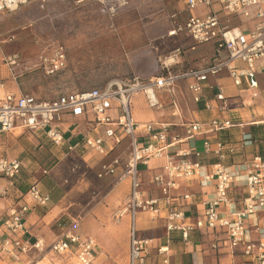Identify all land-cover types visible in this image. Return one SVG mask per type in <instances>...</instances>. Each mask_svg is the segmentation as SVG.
Segmentation results:
<instances>
[{
    "label": "built area",
    "instance_id": "1",
    "mask_svg": "<svg viewBox=\"0 0 264 264\" xmlns=\"http://www.w3.org/2000/svg\"><path fill=\"white\" fill-rule=\"evenodd\" d=\"M35 0H0V12H12L21 5ZM41 5L49 0H36ZM82 1V0H77ZM107 3L112 0H96ZM119 5L123 0H116ZM182 3L183 10L188 14L182 22L177 21L179 12L168 14L171 26L167 36H175L185 32L193 41L194 46L209 45L212 54L209 60L196 67H184L179 61L181 47H175L168 57L159 58L160 73L144 78L132 76L114 78L99 87L85 90H64L55 97L40 99L30 94H14L4 92L0 96V135L13 133L17 130L42 132L55 146L62 147L65 141L57 124L61 121V113L68 112L78 117L85 114L91 116L93 129L103 128V135H84L79 143L96 155H104L107 151L106 140L111 142L110 149L120 144L125 138L129 140V149L124 157L123 171L119 179L128 180V193L122 204L114 210L112 218L119 223L128 219L129 246L127 264H147L150 238L136 236V219L139 213H148L153 218H162L168 232L178 231L184 241L188 240L191 231L209 230L215 234L211 248L220 244L233 252L240 248L242 255L251 264H264V159L256 154L244 164L243 195L239 200L229 196L236 173L229 172L221 164L225 154H233L235 144L223 143L218 133L231 128L240 127V123L232 121L228 116L231 109L228 97L222 85L210 83V76L223 72L231 85L239 94L247 95L250 101L261 97L260 81H264V0H177ZM205 7L202 14H196L197 7ZM109 11H114L112 5ZM223 14L224 18L220 16ZM231 20L237 21L232 24ZM250 23V26H246ZM170 60V61H168ZM10 67L18 64L17 57L7 58ZM67 67L65 47L56 39H49L38 45L36 62L33 69H41L43 74L53 77ZM189 78L187 90L192 100L199 103L204 89L214 90V98L204 102L207 111H216L219 117L209 121L182 124L187 137L196 134H214L211 142L208 138L201 140V149L178 150L174 154H166L161 172L155 174L151 183L159 189L161 197L144 198L138 168L146 165L149 158L162 156L166 146L179 141L177 135L171 136L167 144L170 123H139L131 113L132 96L141 93L150 108L161 106L158 98L160 91H170L175 83ZM2 82L0 80V88ZM242 102V106H244ZM264 106V103H263ZM117 112L114 118L111 111ZM147 136L152 140L145 145L138 141ZM264 141V137L262 138ZM254 143L248 133H243L239 140L240 147ZM109 148V147H108ZM74 149L68 145L67 150ZM211 152L218 158V163L207 170L197 160L188 158L190 154L198 157L201 152ZM121 164V157L115 156L108 163H102L96 173L101 179L113 176ZM21 162L0 156V177L16 178L21 170ZM46 174L47 171L43 170ZM202 175L213 189L210 198L202 202V212L192 220L180 208H171V191L179 188L181 181ZM0 190V197L4 195ZM26 194L34 207H44L49 195L42 192L36 183H32ZM190 200V195H183ZM29 210L27 204L19 207L10 206L0 216V232L4 238L0 240V251L13 261L19 254L35 251V257L23 264H41L48 254L66 256L73 254L78 264H91L94 260L95 241L92 237H82L68 226L58 222L60 233L48 244L36 239L30 244L24 243L19 235H25L27 228L24 216ZM255 235V237H254ZM18 251V252H17ZM168 247L157 248L159 255H164L160 264H177L169 260ZM50 264H58L51 261ZM190 264H201L193 256Z\"/></svg>",
    "mask_w": 264,
    "mask_h": 264
},
{
    "label": "crops",
    "instance_id": "2",
    "mask_svg": "<svg viewBox=\"0 0 264 264\" xmlns=\"http://www.w3.org/2000/svg\"><path fill=\"white\" fill-rule=\"evenodd\" d=\"M31 2L33 1L27 2V4H30ZM39 7L42 8L44 5L39 3ZM21 8L22 10L27 9L24 4ZM181 10L185 13L186 17L188 13L183 10V5ZM181 10L179 11L180 13ZM0 14V20H2L4 16L2 15V12H0ZM221 17L224 18L223 14H221ZM169 37L173 39V43L176 45L175 47H181L182 54L179 57V61L184 67L199 66L207 62L212 54L211 46H194L193 41L185 32L181 31L177 35ZM181 40L185 41L184 44L181 43ZM61 44L63 45V43ZM198 48L200 50L195 52ZM4 49L6 51H3L0 47V61L7 60L8 57L15 55L17 57L18 64L10 67L6 62L4 65L7 67L0 66V80L2 82L0 96H2L4 92H12L16 95L30 94L40 99H49L55 97L58 93L64 90L73 89L70 86H63L59 79L61 73H57L53 77H48L43 74L41 69L32 68V65L34 64L33 61L36 60L38 54V48L36 49L33 47L31 43H9ZM33 55V59L27 58L28 56ZM23 59H26V62L24 70L22 71L20 66L23 65ZM200 60L202 61L200 62ZM228 80V77L223 72L219 73L217 76L209 77L210 83H220L223 91L224 89L233 90L230 89L229 83L227 84ZM188 82L189 78L180 79L175 83L170 91H160L158 93V98L161 106L157 108L148 107L145 103L144 96L141 93L135 94L130 100L131 113L137 122L170 123L169 136L166 142L167 144L171 143L170 138L172 135H177L179 137L178 142L166 146L163 149L162 156L149 158L146 165L139 166L138 176L141 181L142 196L144 198L161 197L159 189L151 183V179L155 174L162 171L161 168L164 164V156L166 154H174L178 150L193 151V149L196 148L202 150V139L208 138L211 142L214 140V134L212 133L205 135L196 134L192 137L186 136L185 129L182 124L195 121L204 123L209 121L212 117L221 116V114L216 111H207L204 108V102L206 100L213 99L215 91L205 88L201 101L199 103H195L187 90ZM261 82L264 81H260L261 97L256 101H250L248 97H246L247 95L244 97L243 94H239L235 88L233 94L226 95L224 93L225 96L228 97L233 111L230 109L228 113L223 115L228 116L232 119V121L241 124L240 127L230 129V131L234 132L235 135H237L243 127H247L248 125L264 124V114L253 112L254 107L263 106L264 103V88H261ZM181 86L183 87L184 92H182ZM176 89H178V96L176 95ZM184 95H187L188 100H190L189 103L194 106V108H192V112H190V114L188 113V115L184 114L179 102L181 101V98H185ZM164 99L168 100L169 106H162L166 103ZM242 102L245 104L244 106H242ZM248 108L252 109L251 113L247 112ZM242 110L244 112H242ZM234 111L236 112L234 113ZM111 114L115 118L117 112L112 110ZM57 127L61 131L66 144L59 147V149L62 150V153L60 154L61 158H57L58 162L55 166L63 160L73 161L75 159L76 161H79L81 165L84 166V170L82 172L79 171L81 167L80 165L76 167L71 166V171H75V169H77L75 174L80 172L78 178L84 177L86 169L92 171V181L97 188L94 192L93 198H99L94 205L89 208L87 212L88 215L82 216L80 219L77 218L76 220L75 217L69 216L74 212L73 207L75 205V202H73L72 199H70L72 201L67 199L70 192L69 189H65L60 184H56L55 187L46 191L37 181L23 180V167H21L19 175L14 179L0 177V190L5 192L4 195L0 197V216L4 214L6 209L10 206L19 207L23 204H27L29 206V210L24 216V224L27 228V233L25 235H19L20 239L27 244L32 243L36 239H41L45 244L53 241L56 238L55 234H53L54 238H51L46 230L49 223L52 224L57 222L62 216H66V218L71 220L70 222L72 225L70 224L69 228H71L73 232L78 233L82 237L90 236L94 239V260H100L101 263L99 264H112L111 261L108 262L109 259L113 262H116V260L119 259V261H122L123 264H127L129 246L128 219L125 217L119 223H115L112 218V213L122 204L124 197L128 193V180L123 178L119 179V176L123 171L124 157L129 149V140L125 138L120 144L116 145L113 149H110L111 141L107 139L106 154L96 155L79 143L80 139H82L84 135H90L93 137L103 135L102 127L97 128L96 130L93 129L91 116L89 114L75 117L68 112H63L61 113V121L57 124ZM35 134L44 136V134L39 131ZM2 136L3 135H0V137ZM44 138L46 137L44 136ZM235 138L238 137L235 136ZM138 141L145 145L152 142V140L147 136L139 138ZM125 143H127L128 147L125 146ZM234 144L236 145L234 153L225 154L221 164L225 166L229 172L237 174L234 179L235 181L232 184V188L229 190V196L235 200H239L244 191L242 187L244 164L250 161L254 155L258 154L259 149L264 158V141H262L260 145L252 143L243 147H240L241 144L239 145V142ZM68 145H73L74 149L68 151ZM0 156L4 157L1 154ZM115 156L121 157V164L117 167L115 175L105 176L98 179L96 177V173L99 170L100 165L102 163L110 162ZM188 158L199 161L200 164L207 170H210L211 166L219 161L216 155L211 152L204 151L201 152L198 157L190 154ZM46 171V174L43 173L44 176L49 175L50 170ZM67 182L68 179L63 180V184ZM32 183H36L42 192L49 195V201L46 206L34 207L32 205L26 194L28 187ZM101 193L103 194L100 195ZM212 193V187L204 181L202 175L195 176L181 181L179 188L171 191L172 196L170 207L180 208L186 215L194 220L196 215L202 212V202L210 198ZM185 194L190 195V200L183 199V195ZM65 202L67 203L65 206L61 205V203ZM46 207H48V210H46L44 214H41L42 209ZM69 209L71 212H67ZM91 219H93V221ZM85 225H88V227L85 228ZM136 236L152 239L148 248L146 260L147 264H160L164 255H159L157 253V248L161 246L168 247L167 256L169 260L177 264H190L193 256L196 260L200 261L201 264H251L249 259L241 254L240 248H236L233 252L225 247H222L220 244L216 249L211 248V244L215 237V234L212 231H191L189 233L188 240L184 241L178 231L168 232L166 230L164 219L153 218L148 213L144 212L137 215ZM4 237L5 236H3L0 232V240ZM34 257L35 251L30 250L24 254L20 253L18 260L13 261L0 251V263L3 264H23ZM74 259L75 257L73 254L59 257L50 253L45 259H42L40 263L50 264L51 261H57L58 264H68L71 262L74 263Z\"/></svg>",
    "mask_w": 264,
    "mask_h": 264
},
{
    "label": "rangeland",
    "instance_id": "3",
    "mask_svg": "<svg viewBox=\"0 0 264 264\" xmlns=\"http://www.w3.org/2000/svg\"><path fill=\"white\" fill-rule=\"evenodd\" d=\"M123 1L125 4L119 5L116 0L103 4L96 0H49L42 8L38 2L33 1L28 3L29 5L24 4L26 10H22L21 5L15 11H4V18L0 20V47L6 51L4 48L9 43L20 42L31 43L37 49L40 43L49 39L63 43L67 67L61 72L59 79L64 87L70 86L72 90L99 87L114 78H128L134 75L148 78L159 74V58L163 60L168 57L176 46L173 39L167 36L171 26L168 14L179 12L182 3L177 0ZM111 5L114 9L112 13L108 9ZM204 11L203 6L195 9L196 14H202ZM184 18L185 13L181 10L177 21L182 22ZM231 23L237 24V21L231 20ZM246 26H250V23L244 27ZM184 42L181 40V43ZM199 50L198 48L195 52ZM27 58L33 59L34 55ZM6 62L7 60L0 61V66L7 67L4 65ZM25 62L26 59H23V65L20 66L22 71ZM35 62L36 60L33 61ZM228 83L233 90L224 89L226 95L234 93V87L229 80ZM261 88H264V82H261ZM181 90L184 92L182 86ZM176 95L178 96V89ZM184 96L179 102L184 114L188 115L194 106L189 103L187 95ZM164 100L166 103L162 106H169L168 100ZM251 111L252 109H247L248 113ZM253 112L264 114V106L254 107ZM0 142L1 155L21 162L23 180L37 181L46 191L60 184L70 191L67 199L75 202L76 208L73 207L74 212L69 213V216L77 220L88 215L89 208L99 198H93L97 188L92 181V171L86 169L84 177L78 178L84 166L75 159L63 160L55 166L57 158H61L62 150L39 134L17 130L0 137ZM125 146L128 147L127 143ZM80 165V172L75 174L77 169L71 171V166ZM43 169L50 170L49 175L44 176ZM65 179H68V182L63 184ZM66 204L61 203L64 206ZM46 210L48 207L42 209L41 214ZM67 212H71L70 209ZM70 221L66 216H62L57 222L49 223L46 229L48 235L51 238L53 234L58 236L60 228L57 223L64 222V226L69 227ZM87 227L88 225H85V228ZM109 261L112 264H123L119 259L116 262L110 259ZM99 263L101 261L95 259L91 264ZM68 264L78 263L74 259V263Z\"/></svg>",
    "mask_w": 264,
    "mask_h": 264
},
{
    "label": "trees",
    "instance_id": "4",
    "mask_svg": "<svg viewBox=\"0 0 264 264\" xmlns=\"http://www.w3.org/2000/svg\"><path fill=\"white\" fill-rule=\"evenodd\" d=\"M262 130H264V124H258V125L251 124L248 125L247 127H243L242 130L237 135H235V133L231 132L229 129L227 131L219 132L218 137L223 143L234 144L239 142L240 137L243 133H248L251 136V141H253L256 145H260L261 142L263 141L262 138L264 137L263 135L264 131ZM32 133L35 134L36 132H32ZM235 136H237L238 138H235ZM258 154L263 158L260 149L258 151Z\"/></svg>",
    "mask_w": 264,
    "mask_h": 264
},
{
    "label": "bare ground",
    "instance_id": "5",
    "mask_svg": "<svg viewBox=\"0 0 264 264\" xmlns=\"http://www.w3.org/2000/svg\"><path fill=\"white\" fill-rule=\"evenodd\" d=\"M168 61H170V60H168Z\"/></svg>",
    "mask_w": 264,
    "mask_h": 264
}]
</instances>
